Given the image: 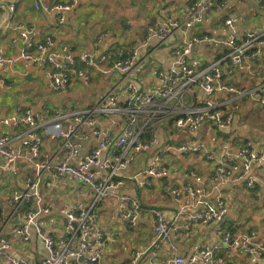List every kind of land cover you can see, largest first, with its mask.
I'll return each instance as SVG.
<instances>
[{
    "label": "crops",
    "instance_id": "1",
    "mask_svg": "<svg viewBox=\"0 0 264 264\" xmlns=\"http://www.w3.org/2000/svg\"><path fill=\"white\" fill-rule=\"evenodd\" d=\"M70 0H0V49L6 55L18 54L25 44L20 38L18 25L23 23L31 28V39L43 41L47 37L53 39L51 49H59L68 45L75 57L84 53L99 55L107 50L124 48L129 52L137 51L139 65L132 76L139 78L145 86L158 82L155 73L159 69H168L171 65L170 45L179 41L183 33L178 31L168 44H160L156 37L147 41V28L155 20L169 18L183 19L188 5L195 0H82L65 14V21L59 23L55 13H45L36 9V3H68ZM14 10H11L12 6ZM238 16L236 28L231 30L225 23L231 15ZM264 29V0H223L220 7H215L201 25L192 28L188 33H207L210 41L197 44L190 57L191 63L202 68L214 60L226 57L230 47L223 39L234 36L243 38L247 33ZM260 59L252 62L256 74L241 72L228 79V82L240 87H251L264 80V45L261 47ZM151 55L147 60L146 56ZM115 77L95 73L87 82L79 76H73L71 82L62 93L52 92L47 68L30 61L18 60L14 64L0 66V120L11 115L21 105L35 111L51 108L50 116L55 111L73 113L83 108L92 107L102 95L109 90ZM125 91L121 89L122 102H125ZM219 100H229L231 95L223 94ZM200 95L195 92L193 101ZM234 111L231 127L221 130L205 124L196 134L177 128L168 122L155 127L158 142L152 149L137 155L129 167L122 173L125 184L123 193L140 201L141 212L135 224L123 218L119 211V201L109 198L98 208L99 225L105 235V264H128L137 253H141L136 264H171L176 252L191 255L197 249L222 242L227 230L247 231L255 229L259 239L264 243V160L252 167L248 176L255 178L256 187L251 188L247 182L234 178L214 185L211 176L213 164L202 155H183L178 151H169L164 162L171 172L165 178L153 179L151 186L139 187L135 179L143 178L140 172L150 163L156 151L167 142L174 144L190 141H201L216 155L224 150L238 151L246 143L258 149L264 141V108L252 97L233 101L228 107ZM68 120H66L67 122ZM103 126L112 127L114 137L119 135L120 127L111 123L108 117L100 118ZM13 129L0 125V133H12ZM59 139L44 134L42 145L43 156L53 157ZM81 154L89 152L96 146L94 138L81 143ZM56 160H58L56 158ZM4 159L0 157V164ZM18 172L12 174L0 166V238H5L10 247L0 252V264H11L6 255L17 259L28 260L31 264H41L47 257L48 250L44 240L31 227L29 240H23L18 229L26 222L28 212L36 208L34 200L14 210L7 202V196L14 189L25 187L27 176L33 172V164L29 159L21 157L17 161ZM106 172L101 171L104 176ZM201 177V182L196 180ZM52 181L51 185L47 183ZM171 185L176 193L167 189ZM187 185L202 186L206 198L215 202L221 196L228 208L223 222L198 224L186 228L188 218L200 210L185 190ZM43 205L48 212H41L36 220L41 228L52 235L56 241L66 242L69 233L65 228L64 211L82 202L90 203L94 191L92 188L71 176H63L52 180L50 173H45L41 189ZM159 209L171 217L179 211L181 217L174 225L170 238L160 246L155 241V216L152 209ZM228 264H264L262 256H251L242 250L225 248L218 253Z\"/></svg>",
    "mask_w": 264,
    "mask_h": 264
},
{
    "label": "built area",
    "instance_id": "2",
    "mask_svg": "<svg viewBox=\"0 0 264 264\" xmlns=\"http://www.w3.org/2000/svg\"><path fill=\"white\" fill-rule=\"evenodd\" d=\"M80 1L56 4L38 2L35 6L45 13H55L59 23H63L66 12ZM222 1L195 0L188 5L183 19H157L149 25L147 41L156 37L160 44H168L175 33H183L179 41L170 45L171 65L168 69L156 70L158 82L150 86H145L139 78L132 76L139 65L137 51L129 52L122 47L99 55L84 53L77 58L68 45L51 49V37L34 42L31 39L33 30L20 23L17 27L25 47L11 56L0 49V66L26 60L46 67L50 88L55 93H62L73 76H79L87 82L95 73L116 78L109 90L92 107L71 114L55 111V116L51 117V108L35 111L18 105L11 115L0 120V125L13 129L12 133H0V157L4 159L0 166L15 174L18 172L17 161L26 156L34 167L32 174L26 178L25 187L14 189L7 196V202L17 210L23 204L35 201L36 208L28 212L26 222L17 231L23 240L28 241L33 227L44 240L48 255L42 259L41 264H105V235L99 225L98 208L107 199L114 198L119 201L121 216L136 223L141 204L137 198L123 193L125 179L122 173L137 155L152 149L158 142L155 127L171 122L191 134H196L205 124L226 130L231 127L234 116V111L228 108L231 102L252 97L264 108V80L247 88L228 82L229 78L241 72L256 74L251 64L261 57L264 29L247 33L243 38L230 36L223 39L221 42L231 49L223 59L214 60L202 68L191 63L190 57L195 46L212 40V37L207 33L188 32L204 23L214 8L221 6ZM14 9L13 5L11 10ZM237 22L238 16L235 14L225 21L231 30L236 28ZM150 56L147 55L146 59L149 60ZM121 89L126 93L125 102L121 101ZM195 92L200 95L198 101H193ZM223 94H229L231 98L219 100L218 97ZM103 116L120 127L119 135L114 137L112 127L101 124L100 118ZM45 132L61 141L51 158L42 153ZM90 137L95 139L96 146L81 154V143ZM171 150L183 155H202L213 164L214 173L210 180L216 186L234 178L237 173V179L245 180L249 187L255 188V178L247 174L254 165L264 160V141L258 149L252 148L248 142L236 152L226 149L218 155L201 141L178 144L167 142L140 172L143 178H130L135 179L137 186L145 187L151 186L153 179L169 176L171 169L165 164L164 158ZM101 171L106 174L100 175ZM47 172L52 180L68 175L88 184L94 191L90 203L79 202L64 211L65 228L70 235L66 242L56 241L36 220L41 212L49 211L43 205L41 193ZM196 180L201 182V177L196 175ZM47 184L51 185L52 181ZM167 189L177 192L171 185ZM185 190L194 203L201 207L189 216L185 225L187 229L193 225L219 223L226 219L228 208L221 196L211 202L206 198L202 186L187 185ZM151 211L155 216L154 243L158 247L170 238L171 230L179 222L181 213L177 211L168 217L159 209ZM9 247L10 243L0 238V252ZM172 248L175 253L170 259L171 264H228L218 254L225 248L242 250L255 257L264 253V243L255 229L236 232L227 230L220 244L205 245L191 255L179 254L174 246ZM140 255V252L137 253L128 264H136ZM6 259L11 264H31L28 260L10 255H6Z\"/></svg>",
    "mask_w": 264,
    "mask_h": 264
}]
</instances>
